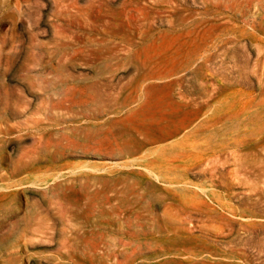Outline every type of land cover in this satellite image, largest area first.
I'll list each match as a JSON object with an SVG mask.
<instances>
[{
    "label": "rangeland",
    "instance_id": "rangeland-1",
    "mask_svg": "<svg viewBox=\"0 0 264 264\" xmlns=\"http://www.w3.org/2000/svg\"><path fill=\"white\" fill-rule=\"evenodd\" d=\"M263 234L264 0H0V264H264Z\"/></svg>",
    "mask_w": 264,
    "mask_h": 264
},
{
    "label": "bare ground",
    "instance_id": "bare-ground-1",
    "mask_svg": "<svg viewBox=\"0 0 264 264\" xmlns=\"http://www.w3.org/2000/svg\"><path fill=\"white\" fill-rule=\"evenodd\" d=\"M159 76H160V75H159ZM128 82H129V81H128ZM179 83H180V82H179ZM182 95H183V94H182ZM186 98H187V97H186ZM197 110H198V109H197ZM173 192H174V191H173ZM168 202H169V201H168ZM186 218H187V217H186ZM186 218H185V219H186ZM176 219H177V218H176ZM183 219H184V218H183ZM212 220H213V219H212ZM223 221H224V220H223ZM216 222H217V221H216ZM225 222H226V221H224V223H225ZM217 224H218V223H217ZM226 224H228V222H227ZM226 224H225V225H226ZM237 224H238V223H237ZM218 225H219V224H218ZM214 226H216V225H214ZM231 226H233V225H231ZM209 227H210V226H209ZM229 227H230V225H229ZM215 228H216V227H215ZM217 228H218V227H217ZM217 228H216V229H217ZM226 228H227L226 230H229V232H230V229H228V225H227ZM230 228H232V227H230ZM237 228H239V227H237ZM245 228H246V227H245ZM243 229H244V228H243ZM221 230H222V228H221ZM244 230H245V229H244ZM224 231H225V230H224ZM235 231H237V230L235 229ZM251 231H252V230H251ZM226 232H228V231H226ZM205 233H206V232H205ZM219 233H221V232L219 231ZM219 233H218V234H219ZM222 233H223V232H222ZM224 233H225V232H224ZM224 233H223V236H224ZM208 234H209V233H208ZM211 234H213V233H211ZM251 234H252V233H251ZM220 235H222V234H220ZM263 235H264V234H263ZM212 236H213V235H212ZM212 236H211V237H212ZM218 236H219V235H218ZM235 236H236V235H235ZM235 236H232V235H231V238H232V237H235ZM241 236H242V235H241ZM248 236H249V235H248ZM248 236H247V238H248ZM245 237H246V236H245ZM252 237H253V236H252ZM213 239H214V238H213ZM233 239H234V238H233ZM238 239H239V238H238ZM245 239H246V238H245ZM225 240H226V239H225ZM247 240H249V238L246 239V241H247ZM263 240H264V239H263ZM219 241H220V240H219ZM233 241H234V240H233ZM244 241H245V240H244ZM246 241H245V243H246ZM249 241H250V240H249ZM249 241H247V242H249ZM249 243H250V242H249ZM246 244H247V243H246ZM223 245H224V244H223ZM242 245H243V244H242ZM240 246H241V245H240ZM245 246H246V245H245ZM254 246H255V245H254ZM251 247H252V246H251ZM238 248H241V247H238ZM245 249H246V248H245ZM256 251H257V250H256ZM260 251H261V250H260ZM252 255H253V254H252ZM254 257H255V256H254ZM263 263H264V262H263Z\"/></svg>",
    "mask_w": 264,
    "mask_h": 264
}]
</instances>
